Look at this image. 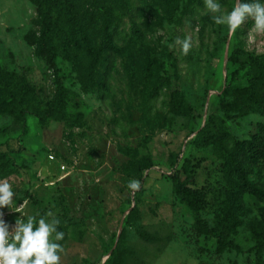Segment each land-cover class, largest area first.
Returning <instances> with one entry per match:
<instances>
[{
    "label": "rangeland",
    "instance_id": "374dc122",
    "mask_svg": "<svg viewBox=\"0 0 264 264\" xmlns=\"http://www.w3.org/2000/svg\"><path fill=\"white\" fill-rule=\"evenodd\" d=\"M52 1V0H51ZM84 24L98 17L93 44L101 48L99 73L91 74L85 49L73 48L72 58L58 59L50 69L39 56L37 45L24 35L37 16L30 0H0V63L28 75L35 86V103L43 115L26 116L20 131H4L13 120L0 116V150L15 157L18 169L8 179L17 192L15 205L29 215L61 217L70 223L63 245L62 264H105L112 250L123 243L136 252L126 264H257L264 260L261 229L264 196L246 194L241 220L232 240L240 250L215 251V238L197 235L194 218L174 191L172 162L188 158L195 186L208 192L203 217L232 215L231 194L236 184L223 166L217 146L200 143L198 134L210 115L214 125L229 131L236 140L258 132L264 138V115L227 113L222 94L230 83L251 84L255 64L264 59V35L241 26L244 54L231 63L236 32L216 25L203 0H75ZM235 0H222L231 11ZM140 24L155 48L157 77L143 76L142 59L135 57L132 70L128 53L134 52L131 26ZM35 28L41 32L42 28ZM116 33L123 55L112 57L109 90L102 95L104 34ZM191 36L193 48L183 55L176 37ZM179 91L182 113H173L171 92ZM150 161L141 190L131 193L130 180L140 181L139 164ZM250 180L264 194V158L250 166ZM27 201L24 206L23 202ZM3 219L15 224L20 212L0 209ZM51 217H49L50 219ZM154 234L143 240L138 231Z\"/></svg>",
    "mask_w": 264,
    "mask_h": 264
},
{
    "label": "trees",
    "instance_id": "16d2710c",
    "mask_svg": "<svg viewBox=\"0 0 264 264\" xmlns=\"http://www.w3.org/2000/svg\"><path fill=\"white\" fill-rule=\"evenodd\" d=\"M36 6L37 16L32 26L24 35L29 45H37L39 56L45 64L55 72L58 70V59L63 57L67 60L72 58L71 49H85L91 59V74L99 73L100 60L103 56L101 48L93 44L92 31L95 28L98 17L93 15L87 24L81 21L77 12L75 0H30ZM36 25L41 26L39 32ZM241 28L236 31V42L229 60L231 63L241 62L244 54L241 41ZM116 33L109 34L105 30L104 47V70L101 74L100 87L102 95L109 90V79L112 69V57L123 55L124 50L115 43ZM131 36L134 43V52H129L132 70L135 71V57L142 59L143 76L148 80L157 77L163 85H168L166 78L157 76V56L155 48L147 40L145 32L140 24L134 22L131 26ZM35 86L28 75L15 69H9L0 63V116L12 118V124L4 131H20L25 126L26 116L34 113L41 121L43 115L38 111L35 103ZM222 94L221 104L227 113L247 114L255 111L264 115V59L255 64V72L251 84L247 86L230 83ZM173 113H182V100L179 91L171 92L169 103ZM215 117L210 115L204 127L198 134L201 144L217 146L223 153V166L234 183L236 190L231 194L232 215L215 219L213 224L203 217V211L208 205V192L204 188L195 186L193 169L188 158L180 159L179 156L171 160L173 168L171 178L176 195L180 197L190 209L193 218V230L197 235H206L215 238V251L219 254L230 250H240V247L232 240L233 228L241 223L238 212L241 211L246 194L256 195L263 198V192L250 180V166L252 163L264 158V138L258 133H253L244 140H236L233 135L224 129L214 125ZM152 168L150 161L139 164L141 173L140 181L143 185L144 172ZM18 169L14 156L0 150V176L7 177ZM61 224L59 230L65 233V238L60 241L64 245L69 239L70 223L61 217H56ZM138 235L145 241L154 242L158 238L147 231L139 230ZM261 245L259 252L264 249V226L261 229ZM129 257H136V252L123 243L112 250L105 264H126ZM62 264V263H61ZM257 264H264L259 260Z\"/></svg>",
    "mask_w": 264,
    "mask_h": 264
},
{
    "label": "clouds",
    "instance_id": "9594fccd",
    "mask_svg": "<svg viewBox=\"0 0 264 264\" xmlns=\"http://www.w3.org/2000/svg\"><path fill=\"white\" fill-rule=\"evenodd\" d=\"M207 13H211L216 25H225L229 34L235 33L246 21H252V29L258 35H264V0H235L231 11H225L222 0H203ZM179 46L183 55L193 48L191 36L183 39L176 37L174 45ZM131 193L141 190L139 180H130L127 184ZM17 192L8 179L0 180V209L8 207L20 212L14 225L3 219L0 211V264H61L64 247L60 241L65 233L59 230L60 220L52 217L29 215L15 205ZM27 201L23 202L24 206ZM49 217H51L49 219Z\"/></svg>",
    "mask_w": 264,
    "mask_h": 264
}]
</instances>
